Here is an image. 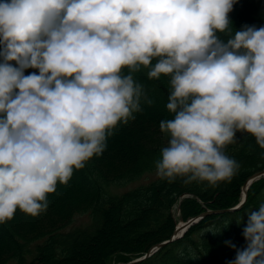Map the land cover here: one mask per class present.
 <instances>
[{
    "label": "clouds",
    "instance_id": "clouds-1",
    "mask_svg": "<svg viewBox=\"0 0 264 264\" xmlns=\"http://www.w3.org/2000/svg\"><path fill=\"white\" fill-rule=\"evenodd\" d=\"M236 2L2 0L0 223L17 209L46 210L58 182L101 155L142 101L154 103L134 78L141 66L149 80L170 77L166 108L174 118L159 125L171 138L157 175L230 182L240 164L225 147L237 132L264 149V26L233 32ZM243 235V249L226 242L236 250L228 264H264V203L248 213Z\"/></svg>",
    "mask_w": 264,
    "mask_h": 264
},
{
    "label": "trees",
    "instance_id": "trees-1",
    "mask_svg": "<svg viewBox=\"0 0 264 264\" xmlns=\"http://www.w3.org/2000/svg\"><path fill=\"white\" fill-rule=\"evenodd\" d=\"M229 18L233 32L244 25L264 26V0H237ZM218 35L228 39L223 33ZM148 70L141 66L133 75L154 103L149 106L142 101L143 111L133 113L135 119L116 126L101 155L91 158L83 169H74L67 184L58 182L56 192L48 195L46 210L31 216L17 209L11 220L0 223V264H70L76 247L103 237L107 246L112 240L106 230L118 233L120 238L101 255L100 264L128 262L173 233L171 208L182 194L195 195L212 210L227 209L239 202L245 179L264 169V159H256L264 149L247 132H237L236 143L225 147V154L240 164L230 183L231 194L222 190L227 182L216 187L198 181L186 184L182 178L174 182L162 178L142 182L154 174L155 162L161 159V151L171 138L170 133L160 130V122L174 118L166 108L170 77L162 75L149 80ZM32 72L38 74L37 69H27L25 75ZM122 74H128V69ZM131 185L132 188L126 189ZM261 203H264V180L253 185L244 210L207 216L182 240L143 264H223L219 248H225L228 259L234 260L236 250L226 242L230 241L236 249L246 247L243 229L248 213L258 211ZM181 207L185 219L204 210L190 198ZM130 210L126 219L119 217L115 223L117 215ZM85 216L92 220L89 227L72 228L78 218Z\"/></svg>",
    "mask_w": 264,
    "mask_h": 264
},
{
    "label": "rangeland",
    "instance_id": "rangeland-1",
    "mask_svg": "<svg viewBox=\"0 0 264 264\" xmlns=\"http://www.w3.org/2000/svg\"><path fill=\"white\" fill-rule=\"evenodd\" d=\"M165 146H168V144L166 143ZM230 153V152H229ZM248 153H251V151H248ZM256 159L258 161H261L264 159V153L261 155H258L256 157ZM233 182V179H231V181L228 183H225L222 186V190L225 194H231L232 188L230 187V183ZM227 187H229V189H227ZM211 203V202H210ZM200 204V203H199ZM147 206V205H145ZM200 206H202V204H200ZM203 207V206H202ZM131 210L129 212H126L124 214H120L116 216V222L117 223V219L119 217L126 219L127 215L130 214ZM175 218L179 219V223H181L180 220V216L178 214V210H177V206L174 208L173 210ZM92 224V220L85 217H80L76 220V223L74 226H72V228H76V227H89V225ZM105 234L107 235L108 238H110L112 241L106 246L105 244V238H98L95 241H89L87 242L83 247H76V250H73V259L70 261V264H100V257L101 255L103 256V253H105L106 249H108L111 245H113L114 243H116V241L120 238V235L118 233H113L111 234L110 232H108V230L105 231ZM220 253L223 254V264H228L229 261H231L230 259H228L227 256V250H225V248H219Z\"/></svg>",
    "mask_w": 264,
    "mask_h": 264
},
{
    "label": "water",
    "instance_id": "water-1",
    "mask_svg": "<svg viewBox=\"0 0 264 264\" xmlns=\"http://www.w3.org/2000/svg\"><path fill=\"white\" fill-rule=\"evenodd\" d=\"M262 175H264V172L261 173V176H262ZM246 196H247V195H246ZM195 221H196V219H191V220L188 221L187 225H191V224L194 223ZM167 243H169V241H165V242L161 243V244H160V247L166 245ZM152 250H153V249H152ZM152 250H151L148 254H146V255L142 256L141 258L135 260L133 264H138L139 262H141L142 260H144L147 256H149V255L152 253Z\"/></svg>",
    "mask_w": 264,
    "mask_h": 264
}]
</instances>
